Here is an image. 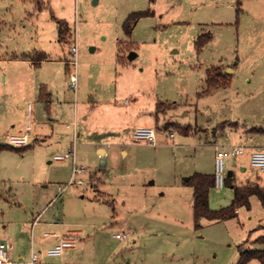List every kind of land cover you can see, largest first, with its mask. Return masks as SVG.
Wrapping results in <instances>:
<instances>
[{
  "label": "rangeland",
  "instance_id": "rangeland-1",
  "mask_svg": "<svg viewBox=\"0 0 264 264\" xmlns=\"http://www.w3.org/2000/svg\"><path fill=\"white\" fill-rule=\"evenodd\" d=\"M147 9L154 13L127 35V15ZM53 16L68 21L66 40ZM202 34L211 37L198 49ZM34 48L56 60L37 68L11 60ZM213 66L230 69L231 82L199 96ZM45 80L48 106L38 99ZM158 101L173 106H160V122L194 126L188 135L175 132L183 146L137 141L132 125L122 129L126 116L133 123L150 118ZM25 132L37 135L30 147L0 152V237L10 249L28 245L22 261L11 254L15 262L31 259L33 220L47 211L42 219L50 214L57 224L44 230L84 231L63 252L70 264L236 263L239 245L264 234V201L252 195L238 217L205 218L195 229L193 187L184 180L197 164L214 173L217 150L242 145V154L226 158V173L234 174L210 190L211 208L229 205L234 185H264V171L251 164L252 146L264 145V0H0V142ZM69 152L86 172H74L72 156L56 159ZM90 175L114 205L104 195L95 199L94 185L79 183ZM39 228L34 233L43 236ZM124 231L127 237H114Z\"/></svg>",
  "mask_w": 264,
  "mask_h": 264
},
{
  "label": "trees",
  "instance_id": "trees-1",
  "mask_svg": "<svg viewBox=\"0 0 264 264\" xmlns=\"http://www.w3.org/2000/svg\"><path fill=\"white\" fill-rule=\"evenodd\" d=\"M154 11L151 9L147 10H134L131 11L127 17L123 21V29L127 35L132 33L133 27L138 22L140 18L143 16H147L153 14ZM56 20L58 30H59V39L60 41L66 40V36L70 33V27L68 21L62 18H58L53 16ZM211 37L210 34H202L198 36L197 40V47L198 49L209 40ZM118 61L124 59V56L121 54V49L118 50ZM21 57L25 59L34 60L36 63L47 59L49 54L45 51L34 50L32 52H26L21 55ZM68 63V62H67ZM225 67L220 66H213L207 70L206 76V84L204 89H202L198 95H206L211 93L213 90L218 89L220 87H224L230 84L231 82V74L229 72H224ZM48 96V92L46 91V87L43 85L41 86L40 90V98L42 100H46ZM170 106L167 102L158 101L156 103L155 109V128L157 131L166 132L169 135L171 133L179 132L184 135H188L193 133L194 126L191 124H180L170 119L160 122L159 120V112L160 106ZM173 105V103H172ZM173 106L169 107L168 109L172 108ZM31 146V143L26 145L16 146L12 145L8 142H0V152L4 149H13V150H24ZM231 177H227V182ZM186 184H189L193 187V222L195 229L202 227V220L209 219L212 221H224L231 218L238 217L239 209L241 207H251L250 198L252 195H257L262 201H264V186L258 183H247L242 185H234V197L232 202L224 207L213 209L210 206L209 196L210 190L215 186V176L214 173H202V172H194L193 174L189 175L188 178L184 180ZM226 182V183H227ZM261 244L264 246V234L258 236L254 240H250L248 238L242 244L239 245L240 249V258L234 264H249L250 261L254 258L260 261V264H264V247L263 248H256L252 247L250 244Z\"/></svg>",
  "mask_w": 264,
  "mask_h": 264
},
{
  "label": "crops",
  "instance_id": "crops-1",
  "mask_svg": "<svg viewBox=\"0 0 264 264\" xmlns=\"http://www.w3.org/2000/svg\"><path fill=\"white\" fill-rule=\"evenodd\" d=\"M34 50L45 51V52H47L49 54V57L47 59H44V60L40 61L39 63H36L34 60L25 59V58L21 57V55L23 53L32 52ZM11 57H12V59H11L12 61H14V62H20V63H23L24 62V63L28 64L29 66H31V68L32 67L37 68V67H39V66H41L43 64H46V63H49V62H53V61L56 60L55 58H53V56L48 51L43 50V49H36V48H34L32 50L22 51V52H19V53L14 52ZM116 59L118 61V53H117V58ZM45 81L46 82H41L40 85H39L38 99L41 102H44L48 106L49 105V102H50V99H51V96H52V92H51L52 90L50 89L51 88L50 87V80H45ZM43 85L46 87V91L48 92V96H47L46 100H42L40 98V90H41V86H43ZM131 99H132V95L131 96H128V97L126 96V98H125L126 105H130L131 106V104H130L131 103ZM116 103L118 104L117 98H116ZM155 106H156V104H155ZM154 114H155V109H153L152 110V113L149 114L151 116V117L149 116L150 118H144V121H141V119H139L138 121H136V123H133L132 119L129 116H126L122 120V122H121L122 129H125V131L128 132L130 130V126L131 125L134 128L137 127V126H140V125H150V126H153L154 127L155 126V121H154V124H152L153 118H154ZM148 119H152V120H150L152 122L150 123V121ZM168 136H170V137H168ZM175 136H176V133L174 134V136H171V134L170 135H167V134L164 135L163 132L157 131V139H158V142L159 141L160 142H164V143L167 142L170 145L172 144L174 147L176 145H179V144H181L180 146H183L185 143L180 142V141H183V140H179L180 143H176L175 140H174L175 139ZM172 138H173V140L168 141L169 139H172ZM37 139H38L37 138V135H34V134L31 135V142H33V141H35ZM239 146H242V145H239ZM252 147H253L252 148V152H253L256 149L264 148V145H255L254 144ZM99 151L101 153H105L106 152V150H105V148L103 146H99ZM72 165H73V160H72ZM198 165L199 164H197V168H196V170L194 172L213 173V172H207V171H205L204 169L200 168V166H198ZM84 172H86V169L84 171L78 172V173H84ZM233 174H234V172H233ZM78 181L81 184H87V185L92 184V185H94L96 187V189L98 190L97 193L94 194V198L95 199H99L101 196L104 195L106 197H109L108 198L109 200H107V201L114 205L115 199L114 198H111V194L107 193L106 191H104V190L103 191H100L99 190L98 183L93 178V175H90L87 180H85V178L82 176L81 178L78 179ZM254 183H256V182H254ZM258 184H260V183H258ZM240 185H242V184H240ZM260 185L264 186L263 184H260ZM47 206H48V204H47ZM192 206H193V202H192ZM44 210L45 209H43L42 211H44ZM46 212L47 211H45L44 213L43 212L39 213L38 216L33 220L32 228H31V234H30V239H29V241L31 242V248H32L31 250H33V249L34 250H37V248L35 246L36 245L35 242H37L38 243V251L40 252L39 254H40V259H41L40 260V264H49L52 261V259H55L57 264H70V262H68V260L66 259V255L64 256V253H62L61 255H58V256H50V255H48L46 253V249L49 248V247H53L55 244H57L62 236H70V237L75 238V236L84 233V231L81 230V229H68V230H65L62 233L57 232L55 230H52L53 232H48V231H46L44 229H47V228L53 229L54 226L57 224V222L54 221V219H53L54 217H52L53 215H50V214H48L46 218L42 219V217L45 216ZM192 213H193V211H192ZM24 226H25V224H23L22 227L20 228L21 233H23V231L25 230V227ZM38 226H41V228L37 229L39 231L38 233H40V231H43L44 230L43 236H39V234L37 235V233L36 234L34 233L35 232V228L36 227L38 228ZM46 233H48V235H45ZM258 236H260V235H258ZM27 237H29V236L27 235ZM257 237H255V238H251L250 237V240L252 241V240L256 239ZM1 239L7 241L8 242V245H9L8 238H1ZM25 239L28 242V239L27 238H25ZM20 240L22 241L23 239H17L15 241L16 245L17 244L18 245L21 244V241ZM50 240H53V241H50ZM72 248L73 247H71V249ZM9 250H10V252H11L12 255L13 254H16L18 256V259L20 261H22L25 258L26 254L28 253L27 252L28 245H26V246L20 245V247H17V249H14L13 246H12V249L9 248ZM12 257H14V256H12ZM13 264H24V263H22V262H15L14 261Z\"/></svg>",
  "mask_w": 264,
  "mask_h": 264
},
{
  "label": "built area",
  "instance_id": "built-area-1",
  "mask_svg": "<svg viewBox=\"0 0 264 264\" xmlns=\"http://www.w3.org/2000/svg\"><path fill=\"white\" fill-rule=\"evenodd\" d=\"M73 42L75 43L71 47V51L73 53V56L77 55L78 46L76 42V38L73 39ZM69 62L73 64V66L76 63V60L73 58ZM77 85V76L75 71L71 72V86L73 89H76ZM175 133H171V136H174ZM134 138L137 141H144L147 143H150L152 145H156L158 143L157 139V130L155 127L150 125H140L134 128L133 131ZM7 142L16 145H26L30 143L31 141V135L27 132L22 134H7L6 135ZM244 152L243 146H233L229 149H218L215 157V187L217 188H223L226 185L227 177H228V171L226 173V158L228 157H237L239 154H242ZM72 156L73 165H74V172H82L85 170L84 166H78L75 159V153L69 152L64 156H56V159H64L69 158ZM251 164L257 168H259L261 171H264V148H259L254 150L251 153ZM128 232H117L114 234L116 238H123L128 236ZM45 235H48L46 233ZM76 245V240L73 237L70 236H62L57 244H55L53 247H49L46 249V253L50 256H58L63 253V251L66 248H71ZM14 259L11 255V252L9 250L8 242L0 238V264H13ZM40 261V254L32 250L31 253V259L26 264H37Z\"/></svg>",
  "mask_w": 264,
  "mask_h": 264
},
{
  "label": "water",
  "instance_id": "water-1",
  "mask_svg": "<svg viewBox=\"0 0 264 264\" xmlns=\"http://www.w3.org/2000/svg\"><path fill=\"white\" fill-rule=\"evenodd\" d=\"M130 58H132V54H130ZM229 71H230V69L225 71V72H229ZM232 175H233V171L232 170H228V176L230 177Z\"/></svg>",
  "mask_w": 264,
  "mask_h": 264
}]
</instances>
